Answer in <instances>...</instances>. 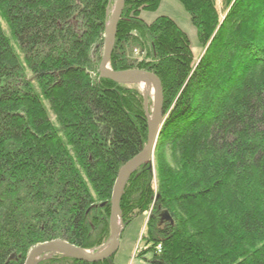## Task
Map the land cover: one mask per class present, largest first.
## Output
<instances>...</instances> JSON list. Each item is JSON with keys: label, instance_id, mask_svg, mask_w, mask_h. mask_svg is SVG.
I'll use <instances>...</instances> for the list:
<instances>
[{"label": "trees", "instance_id": "trees-1", "mask_svg": "<svg viewBox=\"0 0 264 264\" xmlns=\"http://www.w3.org/2000/svg\"><path fill=\"white\" fill-rule=\"evenodd\" d=\"M160 1L126 0L110 61L155 74L164 95L158 191L151 163L132 174L120 239L155 202L141 252L154 264H264V0H179L198 63L174 20L141 18ZM110 2L0 0V264L56 240L95 251L110 234L115 181L149 134L137 84L100 78Z\"/></svg>", "mask_w": 264, "mask_h": 264}, {"label": "water", "instance_id": "water-1", "mask_svg": "<svg viewBox=\"0 0 264 264\" xmlns=\"http://www.w3.org/2000/svg\"><path fill=\"white\" fill-rule=\"evenodd\" d=\"M125 3L126 0H116V5L108 24V36L99 67L100 78L119 84H142L151 81L155 84V96L152 113L148 116L149 134L147 145L140 154L122 167L113 187L110 213V244L102 252L91 254L88 250H83L67 242L56 240L32 248L24 264H39L41 261L50 258V255L54 256L57 254L78 261L100 263L112 258L119 250L120 238L124 231L121 212L123 190L134 172H136L142 165L153 161L158 139L165 121L163 113V85L156 75L141 70L114 72L110 68V60L116 43L117 28ZM162 218L168 220L170 219V216L165 215L164 217L162 216ZM46 254H48V256L43 257V255Z\"/></svg>", "mask_w": 264, "mask_h": 264}, {"label": "rangeland", "instance_id": "rangeland-1", "mask_svg": "<svg viewBox=\"0 0 264 264\" xmlns=\"http://www.w3.org/2000/svg\"><path fill=\"white\" fill-rule=\"evenodd\" d=\"M110 3H111L110 10H108V13H107L109 22L111 20L112 12L116 5V0H111ZM217 7H218V10H221V12H225L224 0H217ZM160 16L170 17L187 34L191 42L193 53L196 58L195 63L196 62L198 63L199 59L202 57L203 50L201 48V44L198 39L197 29L192 25L190 16L187 13V11L184 9V7L182 6L180 1L179 0H161L157 11L155 12L143 11L141 18L146 23L151 24L152 22H154V20H156V18ZM108 24H107V30L105 33L104 48H105V43H106L107 36H108ZM104 48L102 50V53L104 52ZM134 59H136V57H134ZM142 84H137V86L139 87V89L141 90L143 94L145 111L147 113V118H148V116L151 115L152 110H153L154 96L149 95L147 97L143 90ZM156 160H157V154L155 152L153 161L151 162V165L153 166V173H154L153 189H154L155 194L157 193L158 187H159L158 181H157L158 179H157V161ZM154 206H155V202H153V206L151 207V209L149 210V212H147L145 216L139 217L138 219L134 220L128 226L127 230L125 231L123 235L122 240L120 239L119 250L114 255L115 257L113 256L114 264H154L153 254L151 252H147L144 255H141V252L146 248V239H144V234L147 228V224L152 215L151 213L153 212ZM122 223H123V220H122ZM110 236L111 234H109V236L107 237V239L105 240V242L102 244L101 247H99L95 251H90V253L96 254L98 252H102L110 244ZM46 256H48V254L44 255L43 257H46Z\"/></svg>", "mask_w": 264, "mask_h": 264}, {"label": "bare ground", "instance_id": "bare-ground-1", "mask_svg": "<svg viewBox=\"0 0 264 264\" xmlns=\"http://www.w3.org/2000/svg\"><path fill=\"white\" fill-rule=\"evenodd\" d=\"M155 84L151 81L149 82H145L142 84V87H143V90L145 92V95L148 97L149 95H153L155 96ZM122 200V199H121ZM123 233V232H122ZM61 241V240H60ZM53 242V241H52ZM65 242V241H64ZM49 243V242H48ZM30 253V252H29ZM57 255H60V254H57ZM57 255H54V256H57ZM44 256V255H43ZM63 256V255H61ZM53 256L50 255V258H52ZM41 258V257H40ZM49 258H47L48 260ZM46 260V259H45ZM44 261V260H43Z\"/></svg>", "mask_w": 264, "mask_h": 264}, {"label": "built area", "instance_id": "built-area-1", "mask_svg": "<svg viewBox=\"0 0 264 264\" xmlns=\"http://www.w3.org/2000/svg\"><path fill=\"white\" fill-rule=\"evenodd\" d=\"M157 250H158V252L160 253V251H161V247H160V246H158Z\"/></svg>", "mask_w": 264, "mask_h": 264}]
</instances>
